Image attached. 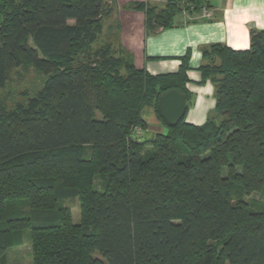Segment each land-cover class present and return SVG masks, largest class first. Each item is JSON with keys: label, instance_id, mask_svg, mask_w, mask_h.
<instances>
[{"label": "trees", "instance_id": "16d2710c", "mask_svg": "<svg viewBox=\"0 0 264 264\" xmlns=\"http://www.w3.org/2000/svg\"><path fill=\"white\" fill-rule=\"evenodd\" d=\"M114 1L0 0V89L25 67L46 78L27 103L0 99V264L27 239L32 264H264V203L248 201L264 192V30L203 53L215 115L170 127L159 99L189 108L188 59L155 76L103 44ZM203 1L134 8L150 33ZM147 106L168 134H146Z\"/></svg>", "mask_w": 264, "mask_h": 264}, {"label": "crops", "instance_id": "0c3cea01", "mask_svg": "<svg viewBox=\"0 0 264 264\" xmlns=\"http://www.w3.org/2000/svg\"><path fill=\"white\" fill-rule=\"evenodd\" d=\"M170 1L115 0L113 13L104 23L102 42L130 54L137 69L155 76L177 73L182 59L187 57L190 81L186 88L191 104L186 121L201 126L215 115L216 104L215 88L210 80H203L200 70L205 64L203 53L216 44L234 50L248 49L251 31L264 30V0H204L201 10H188L191 5L179 4L176 16L179 20L174 27L147 32L145 10L134 7L143 4L146 8L164 10ZM204 11L211 13V17L204 18ZM186 17L190 21H182ZM142 117L149 136L163 134L168 128L153 107H145Z\"/></svg>", "mask_w": 264, "mask_h": 264}, {"label": "rangeland", "instance_id": "374dc122", "mask_svg": "<svg viewBox=\"0 0 264 264\" xmlns=\"http://www.w3.org/2000/svg\"><path fill=\"white\" fill-rule=\"evenodd\" d=\"M203 7L198 6L196 3L191 5L188 10H201ZM170 9V8H169ZM168 9V10H169ZM179 19H176V22ZM182 21H190L189 17L182 18ZM101 46V42H98L95 47ZM45 76L39 73L34 67H25L17 70L12 75V78L5 89H0V99L5 100L8 108H13L18 102H25L29 98L36 96L45 83ZM167 128L163 134H168ZM101 181L99 177L95 179V189L101 191ZM248 201H255L257 204H253L254 208L259 204L264 203V192L253 194ZM66 207H69L72 211V218L74 224L80 223V207L77 199H69L62 202ZM252 204V203H251ZM264 205V204H263ZM30 241L28 239L25 245L18 248L10 249L6 254V264H32V253L30 251Z\"/></svg>", "mask_w": 264, "mask_h": 264}, {"label": "water", "instance_id": "95a60500", "mask_svg": "<svg viewBox=\"0 0 264 264\" xmlns=\"http://www.w3.org/2000/svg\"><path fill=\"white\" fill-rule=\"evenodd\" d=\"M188 100L178 90H170L160 96L158 111L170 127L176 126L186 115Z\"/></svg>", "mask_w": 264, "mask_h": 264}, {"label": "built area", "instance_id": "2783aa9c", "mask_svg": "<svg viewBox=\"0 0 264 264\" xmlns=\"http://www.w3.org/2000/svg\"><path fill=\"white\" fill-rule=\"evenodd\" d=\"M177 1H181V0H177ZM203 13H204V14H203V17H204V18H210V17H211V13H207L206 11H204ZM135 134H137L138 137H139L140 135L143 134V132H142V130H141L140 128H136V129H135Z\"/></svg>", "mask_w": 264, "mask_h": 264}]
</instances>
